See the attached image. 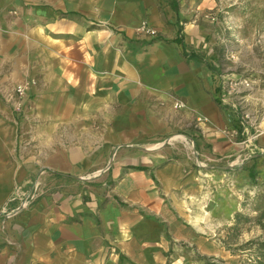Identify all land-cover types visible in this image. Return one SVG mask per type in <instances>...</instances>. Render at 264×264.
I'll use <instances>...</instances> for the list:
<instances>
[{
    "label": "rangeland",
    "instance_id": "374dc122",
    "mask_svg": "<svg viewBox=\"0 0 264 264\" xmlns=\"http://www.w3.org/2000/svg\"><path fill=\"white\" fill-rule=\"evenodd\" d=\"M178 1L177 14L170 0H0V104L12 107L13 120L29 122L30 133L35 131L32 124L44 119L50 125L60 121L61 131L68 134L69 119L77 115L74 105L86 100L71 96L67 89L72 69L68 58L93 56L91 83L94 88L96 77L107 79L102 83L109 111L94 112L92 116L96 124L105 126L122 115L112 108L119 103L117 84L127 82L123 81L127 80L126 70L140 75V87L156 85L149 76L169 74L171 63L183 57L182 45L173 43L174 51H170L169 44L163 43L181 37L188 44L187 53L196 52L202 57L197 62L198 70H203L202 79L206 89L210 86L211 94L218 91V85L222 92L228 80L247 78L252 82V89L239 96H226L221 102L227 119L241 125L240 133L237 131L240 137H245L240 119L244 112H249L255 123L252 134L264 133V0ZM69 11L79 15L70 19L65 14ZM38 14L45 26L43 46L36 42L37 35L32 31L38 24ZM58 28L62 34L59 41L87 42L88 54L76 46L58 49L52 45L59 37ZM25 58L33 61L28 66L13 63ZM154 58L165 62L159 65L155 60L156 65H152ZM101 59L103 67L99 66ZM40 68L43 72L38 73ZM62 72L67 73L64 78ZM60 79H64L60 91L53 89ZM54 90L57 94L52 95ZM150 98L151 111H155H150L152 117L164 123L167 130L151 137L145 135L141 142H150L151 149L164 150L167 155L183 152L197 163L194 167L201 173L198 188L188 197L187 210L189 230L198 236L199 243L173 240L171 228L164 225L157 240V264H264V158L251 163L244 153L230 160L209 153L203 156L191 137L205 139L199 124L208 123L209 118L200 113L186 116V102L170 89L165 96ZM88 100L98 108L94 97ZM130 102L134 104V98ZM40 108H45L44 115ZM148 115L140 113L142 117ZM232 132L229 130L228 135L233 138ZM119 147L123 146L115 145V152ZM257 151L254 149L251 155ZM96 176H88L89 181ZM43 184L41 179L31 177L28 185L16 186L12 194L16 198L11 196L0 208V247L9 242L8 221L33 204Z\"/></svg>",
    "mask_w": 264,
    "mask_h": 264
},
{
    "label": "crops",
    "instance_id": "0c3cea01",
    "mask_svg": "<svg viewBox=\"0 0 264 264\" xmlns=\"http://www.w3.org/2000/svg\"><path fill=\"white\" fill-rule=\"evenodd\" d=\"M170 1L178 14L179 1ZM65 14L70 19L79 15L76 11ZM38 16L32 31L37 35L36 42L43 46L45 26ZM58 31L59 37L53 39L52 45L58 49L76 46L88 54L87 42L59 41L62 34L61 29ZM173 43L182 45L183 57L171 63L169 74L149 76L156 85L149 89L140 87V75L126 70L127 80L123 81L127 82L117 84V108L111 105L112 111L122 115L105 126L96 124L92 116L94 112L109 111L102 83L107 79L96 77L94 88L91 83L93 56L68 58L72 69L68 72L67 89L71 96L86 98L74 105L77 115L69 119L68 134L61 131L60 121L50 125L44 119L34 122L35 131L30 133L29 122L13 120L12 107L0 104V208L13 196L16 186L28 185L31 177L44 183L33 204L8 221L9 242L0 247V264H157V240L164 225L171 228L175 241H199L189 230L191 218L187 212L188 197L199 185L201 173L194 167L197 163L183 152L167 155L164 150L151 149L150 142H141L145 135L151 137L167 130L164 123L152 117L150 97L165 96L169 89L186 102V116L200 113L209 118L208 123L199 124L207 144L201 137H191L203 156L211 154L230 160L244 153L249 156L248 162L263 160L264 133L254 140L258 151L251 155L253 147L241 144L245 138L239 136L241 125L227 119L223 110L220 85L213 95L210 86L206 89L203 70L201 73L197 64L202 57L196 52V56L187 53L188 44L181 37L163 45L169 44L168 50L174 51ZM160 60L156 64L165 62ZM32 61L33 58H25L13 63L28 66ZM99 64L104 66L103 59ZM25 71L28 72L27 67ZM41 71L42 68L38 73ZM61 74L62 78L67 75ZM61 81L64 79L55 81L53 89L60 91ZM55 94L54 90L52 95ZM91 97L95 98L97 109L93 102L90 104ZM130 98H134V104ZM39 111L44 115L45 108ZM140 113L149 115L142 117ZM229 130L235 132L233 138L228 135ZM115 145L123 147L115 152ZM92 174L97 176L89 181ZM200 244L203 248V242Z\"/></svg>",
    "mask_w": 264,
    "mask_h": 264
},
{
    "label": "built area",
    "instance_id": "2783aa9c",
    "mask_svg": "<svg viewBox=\"0 0 264 264\" xmlns=\"http://www.w3.org/2000/svg\"><path fill=\"white\" fill-rule=\"evenodd\" d=\"M148 31H151L152 33L154 32V30H150V29H148ZM224 87L225 88H223V90H222L223 93L221 92V96H222L221 99H223V101L226 100L225 99L226 96H231L232 97L233 94L235 96H239L241 93L252 89L253 88V84H252V82L249 79L245 78V79H242V80H239V81L228 80L227 84ZM240 97H242V96H240ZM177 105H179V104H177ZM231 105L233 107H236L235 106L236 103H234V104L232 103ZM240 119H241V123H243L242 126H244V133H245V138H244V140L241 141V144H243L245 146L247 145V146H249V148L253 147V149H254L253 143L256 142L254 140L256 138H258L262 132L258 131L257 133L252 134L251 126L255 127V123L252 122L253 118H252V115L249 112H244V115ZM234 133L235 132H232V135H234ZM15 198H16V195L12 197V199H15Z\"/></svg>",
    "mask_w": 264,
    "mask_h": 264
},
{
    "label": "trees",
    "instance_id": "16d2710c",
    "mask_svg": "<svg viewBox=\"0 0 264 264\" xmlns=\"http://www.w3.org/2000/svg\"><path fill=\"white\" fill-rule=\"evenodd\" d=\"M192 53L194 54V52H192ZM193 54H192V55H193ZM192 55H190V57H192ZM194 56H196V54H194Z\"/></svg>",
    "mask_w": 264,
    "mask_h": 264
}]
</instances>
